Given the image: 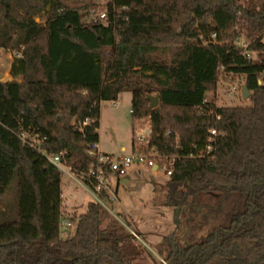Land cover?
I'll return each mask as SVG.
<instances>
[{"label": "trees", "instance_id": "trees-1", "mask_svg": "<svg viewBox=\"0 0 264 264\" xmlns=\"http://www.w3.org/2000/svg\"><path fill=\"white\" fill-rule=\"evenodd\" d=\"M107 9L106 24L85 25L65 0H0V49L23 48L14 81L0 80V264H137L127 247L133 236L116 221L101 228L94 202L61 238L60 172L21 138H45L49 155L65 152L74 173L86 172L100 103L123 92L133 121H150L148 148L177 158L165 207L223 195L234 203L201 241L167 239L165 263L264 264V0H110ZM239 16L262 33L245 50L256 60L236 46ZM220 72L244 77L248 105L205 101ZM86 119L93 122L83 126ZM211 129L222 135L214 157L187 158Z\"/></svg>", "mask_w": 264, "mask_h": 264}, {"label": "rangeland", "instance_id": "rangeland-1", "mask_svg": "<svg viewBox=\"0 0 264 264\" xmlns=\"http://www.w3.org/2000/svg\"><path fill=\"white\" fill-rule=\"evenodd\" d=\"M68 5L80 8L81 22L85 25L99 21L101 13L108 14L107 5L110 0H65ZM248 2L257 7L261 0H238L241 6ZM42 18H36L42 22ZM104 22V21H103ZM236 28L238 38L236 46L245 51L247 46L260 38L262 33L246 27L241 16L237 18ZM264 43V35L262 37ZM0 68L6 66V59L0 56ZM169 61V55L161 56ZM250 60H256L257 55L249 53ZM264 76V74H263ZM20 79L19 77H16ZM1 81L14 80L9 71L3 70ZM4 83V82H1ZM244 77L241 75L225 74L220 72L215 87L205 95V100L213 102L217 107H243L249 104V97L243 98ZM132 96L130 92H123L114 102H101L99 115V147L100 150L112 154H121V148L130 151L135 135L150 124L149 119L133 121L130 114ZM61 167H70V162H62ZM62 176V212L60 235L62 239L71 237L75 229L66 228L70 222L77 224L78 217L85 213L87 205L95 202L90 194L79 184V177L74 179ZM167 178L162 175H153L146 167L132 168L123 177L110 175L106 183L116 201H103L101 206V228H106L111 221L118 222L123 233L133 236L127 242L129 250H135L133 260L137 264H166L164 255L167 252L166 240L170 239L185 246L201 241L213 228L226 222L228 213L234 203L230 197L223 195L202 197L199 203L189 205L183 209L165 207V185ZM73 230V231H71Z\"/></svg>", "mask_w": 264, "mask_h": 264}, {"label": "built area", "instance_id": "built-area-1", "mask_svg": "<svg viewBox=\"0 0 264 264\" xmlns=\"http://www.w3.org/2000/svg\"><path fill=\"white\" fill-rule=\"evenodd\" d=\"M98 17L99 23L106 24V14L101 13ZM94 23L97 22L94 21ZM243 55H245L249 59V54L246 53V51L243 52ZM0 56H4L6 59V66L4 68H10L13 66V64L22 60L23 48L21 47L15 51L0 49ZM92 122V120L86 119L82 123V125L87 126ZM150 134V124L143 129H140L135 135L134 151L128 154H105L99 150L97 143L90 144L86 149V154L94 158L95 165L90 167L86 172L81 173H74L70 167L65 169L61 167L63 166L62 158L65 155V152H61L56 156L49 155L44 144L45 138L38 139L36 137H33L27 140L25 135L23 134L21 135V138L23 139L24 143L37 150L49 163L56 166L59 172L61 171L66 175H69L72 179H74L75 176L79 177V184L94 199V203L98 204L100 207H104L103 201H116L115 197L110 192L108 184L106 183V179L112 174L117 178H120L125 176L127 172L132 168L146 167L152 171L153 175H162L167 179H169V177L171 176L174 163L177 158L175 156L161 155L156 149L148 148ZM221 136L222 135L216 129L209 130L204 146H193L188 153L187 158L212 159L214 157L217 139ZM67 227H70V229L74 230L76 228V225L72 226V224L68 222L66 224V228Z\"/></svg>", "mask_w": 264, "mask_h": 264}, {"label": "water", "instance_id": "water-1", "mask_svg": "<svg viewBox=\"0 0 264 264\" xmlns=\"http://www.w3.org/2000/svg\"><path fill=\"white\" fill-rule=\"evenodd\" d=\"M248 96H249V91L246 89V86H244V88H243V98L247 99ZM148 100L150 102V105H149L150 109H154V108H156L158 106L159 98H158L157 95L148 97Z\"/></svg>", "mask_w": 264, "mask_h": 264}, {"label": "crops", "instance_id": "crops-1", "mask_svg": "<svg viewBox=\"0 0 264 264\" xmlns=\"http://www.w3.org/2000/svg\"><path fill=\"white\" fill-rule=\"evenodd\" d=\"M21 79H22V77H21ZM21 79H17L16 78V80L17 81H21ZM11 81V80H10ZM12 81H14V80H12ZM96 132H98V129H97V131ZM98 134V133H97ZM97 144H98V147H99V135H98V142H97ZM134 146H135V144H134V142H133V144H132V147H131V149H130V151H128V152H126V149L125 148H121V154H128V153H131L132 151H134ZM99 150H100V147H99ZM102 153H105V154H109V153H106V152H104V151H102V150H100ZM120 155V154H119ZM66 176H69V175H66ZM70 177V176H69ZM72 179V178H71ZM62 183H63V181H62V176H61V186H62ZM61 195H62V193H61ZM61 198H62V196H61Z\"/></svg>", "mask_w": 264, "mask_h": 264}, {"label": "bare ground", "instance_id": "bare-ground-1", "mask_svg": "<svg viewBox=\"0 0 264 264\" xmlns=\"http://www.w3.org/2000/svg\"><path fill=\"white\" fill-rule=\"evenodd\" d=\"M10 69H11V67L10 68H1L0 69V78L3 76V70L4 71H6V70L10 71Z\"/></svg>", "mask_w": 264, "mask_h": 264}]
</instances>
